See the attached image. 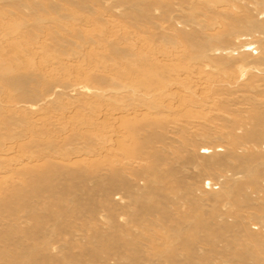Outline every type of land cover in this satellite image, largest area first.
Returning a JSON list of instances; mask_svg holds the SVG:
<instances>
[{
    "label": "rangeland",
    "instance_id": "rangeland-1",
    "mask_svg": "<svg viewBox=\"0 0 264 264\" xmlns=\"http://www.w3.org/2000/svg\"><path fill=\"white\" fill-rule=\"evenodd\" d=\"M0 264H264V0H0Z\"/></svg>",
    "mask_w": 264,
    "mask_h": 264
}]
</instances>
